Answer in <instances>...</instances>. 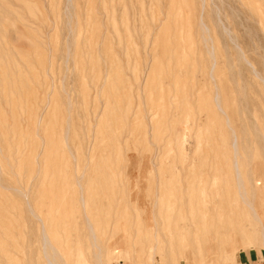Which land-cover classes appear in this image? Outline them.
<instances>
[{
	"label": "rangeland",
	"instance_id": "374dc122",
	"mask_svg": "<svg viewBox=\"0 0 264 264\" xmlns=\"http://www.w3.org/2000/svg\"><path fill=\"white\" fill-rule=\"evenodd\" d=\"M0 19V264H43L42 229L88 261L86 220L103 264H264V0H0Z\"/></svg>",
	"mask_w": 264,
	"mask_h": 264
},
{
	"label": "bare ground",
	"instance_id": "6f19581e",
	"mask_svg": "<svg viewBox=\"0 0 264 264\" xmlns=\"http://www.w3.org/2000/svg\"><path fill=\"white\" fill-rule=\"evenodd\" d=\"M203 1V0H202ZM4 5V4H3ZM68 6V5H67ZM70 7V6H69ZM68 7V8H69ZM2 9V8H1ZM5 10V9H4ZM67 10V9H66ZM216 10V9H214ZM259 11V10H258ZM68 12V11H67ZM3 13V12H1ZM218 13V11H217ZM2 15V14H1ZM68 15V14H67ZM255 15V14H253ZM2 19V18H1ZM0 19V20H1ZM217 21L219 22V20L217 19ZM1 22V21H0ZM3 22V21H2ZM217 22V23H218ZM203 32H205V28H203ZM220 30V29H219ZM227 31V29H224ZM202 31V30H201ZM207 31V30H206ZM223 31V30H222ZM224 32V31H223ZM225 33V32H224ZM228 33V32H227ZM231 33V32H229ZM1 34V33H0ZM227 35V34H225ZM229 35V34H228ZM228 37V36H227ZM229 38V37H228ZM235 39V38H234ZM232 39V42L233 40ZM204 40V39H202ZM181 41V40H180ZM207 41V40H206ZM210 41V40H209ZM231 41V40H230ZM204 43V42H203ZM211 48V47H209ZM212 49V48H211ZM237 49V48H236ZM239 51V50H238ZM208 53V52H207ZM212 50L211 52L209 53L211 56H212ZM210 56V57H211ZM241 56V55H240ZM157 102V101H156ZM216 103H217V100H216ZM69 106V104L67 105V107ZM246 107V106H245ZM38 122V121H37ZM67 130H68V127H67ZM67 132V131H66ZM234 135V133H233ZM66 138V137H65ZM65 141V140H64ZM64 143V142H63ZM234 146V144H233ZM238 152V151H237ZM36 158V157H35ZM237 179V182H238V185H237V188L238 190L241 189V185L239 183V180H238V175L236 174V177ZM77 179V178H76ZM238 193V192H237ZM239 197L240 199L243 201V203L246 205V207L251 211V215H252V218L254 220H259L256 212L253 210V207H252V204L251 203H248L245 201V198L243 196V193L242 192H239ZM81 198V197H80ZM80 202L83 203V200L80 199ZM84 205V204H83ZM33 212V211H32ZM42 226V225H41ZM86 226H87V231H88V235H87V242H88V245H89V259L88 261H86L83 257V253L80 251L79 248H76V264H81V263H84L86 262L85 264L89 263V264H103V261H102V257H101V249L97 243V240L95 238V234L93 232V228L91 226V224L89 223L88 220H86ZM232 228V223H229L227 224V228L223 229V232L226 233V232H229V229L231 230ZM262 235H263V246H264V230L262 229ZM39 245H40V253H41V260H42V263L43 264H68L67 263V260H66V257H64V255L58 251H56L54 249V247L52 246V244L50 243L48 237L44 234V231L43 229L41 230L40 232V238H39Z\"/></svg>",
	"mask_w": 264,
	"mask_h": 264
},
{
	"label": "crops",
	"instance_id": "0c3cea01",
	"mask_svg": "<svg viewBox=\"0 0 264 264\" xmlns=\"http://www.w3.org/2000/svg\"><path fill=\"white\" fill-rule=\"evenodd\" d=\"M245 264H253V263L251 262V263H245Z\"/></svg>",
	"mask_w": 264,
	"mask_h": 264
}]
</instances>
